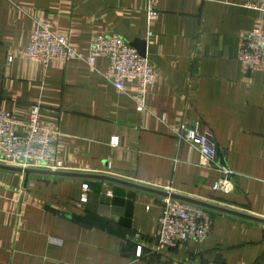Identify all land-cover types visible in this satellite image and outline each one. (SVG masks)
<instances>
[{"label":"crops","instance_id":"crops-1","mask_svg":"<svg viewBox=\"0 0 264 264\" xmlns=\"http://www.w3.org/2000/svg\"><path fill=\"white\" fill-rule=\"evenodd\" d=\"M244 2L0 0V109L27 119L38 105L59 132L54 171L69 174L0 169V264H264V223L214 210L204 240L150 253L165 196L123 184L264 219V71H245L238 59L246 34L264 30V9ZM42 21L83 55L95 35L144 43L157 73L146 110L137 109L136 82L122 92L105 80L104 59L93 68L76 58L29 59ZM184 127L214 139L215 169L172 134ZM225 177L232 192L213 190Z\"/></svg>","mask_w":264,"mask_h":264},{"label":"built area","instance_id":"built-area-1","mask_svg":"<svg viewBox=\"0 0 264 264\" xmlns=\"http://www.w3.org/2000/svg\"><path fill=\"white\" fill-rule=\"evenodd\" d=\"M245 6L264 9V0H245ZM148 24L158 18V11L153 3L146 9ZM25 54L29 59L47 64L50 61L66 62L76 58L93 68L97 59L106 61L103 77L118 91L124 92L125 83L136 82L139 97L135 99L137 109L146 110L144 97L147 89L155 83L157 73L149 60L138 54L128 43L118 36L95 35L90 39L87 55L75 50L69 35L50 28L47 21L39 22L31 31ZM241 67L245 71H264V30L252 28L244 37L238 53ZM172 134L179 142L188 143L200 156V165L215 169L217 149L214 139L188 127L172 129ZM59 132L39 116V106L33 104L27 119L11 111L0 109V164L28 168L32 164L42 165L44 169H57L55 142ZM109 144L115 148L119 138L113 135ZM222 174L230 175L229 170L220 169ZM228 177V176H227ZM218 179L212 184L215 191L232 192L228 178ZM82 190H88V184H82ZM162 214L158 219L154 247L150 253L160 248H175L179 242L202 241L210 230L212 211L197 205L186 203L171 197L162 200Z\"/></svg>","mask_w":264,"mask_h":264},{"label":"water","instance_id":"water-1","mask_svg":"<svg viewBox=\"0 0 264 264\" xmlns=\"http://www.w3.org/2000/svg\"><path fill=\"white\" fill-rule=\"evenodd\" d=\"M143 44L144 43H142L141 41L135 40L133 43H131V46L135 47L137 49L138 54L144 57L145 56V52H144ZM0 169L9 170V171H15V172H21V173H24L26 176H28L31 173L47 174V175H55V176H69L68 173H62V172H57V171H48V170H39V169H32V168L13 167V166L2 165V164H0ZM100 178H104V179H108V180L114 181V179H110L109 177H100ZM117 182L123 183L121 181H117ZM123 184H126L128 186H133V187H136V188H139V189H142V190H146V191L159 193L161 195H164L165 197L168 196V197H171L173 199L180 200V201H183V202H186V203H190V204H193V205H197V206L209 209V210L223 212V213L235 215V216H238V217H242V218H245V219H248V220L256 221V222H259V223H264V219L257 218V217H254V216H251V215H247L245 213L237 212V211H234V210L226 209V208H223V207H219V206H216V205H213V204H210V203L198 201V200H195V199H191V198L180 196V195H176V194H170V193H166V192L154 191L152 189H148L146 187H140L138 185H132L130 183H125L124 182Z\"/></svg>","mask_w":264,"mask_h":264}]
</instances>
